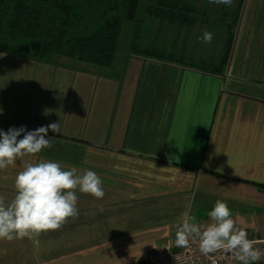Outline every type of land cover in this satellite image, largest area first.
Here are the masks:
<instances>
[{
	"label": "crops",
	"instance_id": "obj_1",
	"mask_svg": "<svg viewBox=\"0 0 264 264\" xmlns=\"http://www.w3.org/2000/svg\"><path fill=\"white\" fill-rule=\"evenodd\" d=\"M229 18L222 63L131 55L109 67L48 70L66 89L41 90L40 109L33 95L18 112L0 96V130L61 127L45 137L51 148L0 170L6 203L17 173L41 159L92 170L105 191L97 199L77 189L79 215L41 233L38 247L0 239V264H166L185 249L174 243L183 214L207 223L218 199L238 227L264 238V0H239Z\"/></svg>",
	"mask_w": 264,
	"mask_h": 264
},
{
	"label": "clouds",
	"instance_id": "obj_2",
	"mask_svg": "<svg viewBox=\"0 0 264 264\" xmlns=\"http://www.w3.org/2000/svg\"><path fill=\"white\" fill-rule=\"evenodd\" d=\"M210 4L231 6L233 0H208ZM198 39L210 44L213 34L204 31ZM49 130L61 133L60 123L53 122L28 131L25 126L0 130V170L15 164L17 158L34 156L42 149L51 148ZM23 134V138L18 139ZM16 194L6 203L0 197V239L13 241L28 238L35 246L41 233L60 229L70 217L79 215L76 207L80 193L101 199L105 191L101 178L92 170L65 168L56 161L39 160L26 163L15 177ZM209 222L201 224L197 217L183 214L176 225L175 246L187 248L199 244L203 254L219 250L231 253L241 264L259 261L261 251L256 241L248 238L247 231L238 227L226 202L216 200L207 213Z\"/></svg>",
	"mask_w": 264,
	"mask_h": 264
},
{
	"label": "trees",
	"instance_id": "obj_3",
	"mask_svg": "<svg viewBox=\"0 0 264 264\" xmlns=\"http://www.w3.org/2000/svg\"><path fill=\"white\" fill-rule=\"evenodd\" d=\"M194 10V4L180 5L178 0H0V52L56 66L78 60L109 67L123 26L131 22L135 25L133 53L174 60L159 44L148 43L142 30H150V18L191 24ZM232 35L227 37V48ZM228 56L225 52L217 61L222 63ZM138 264L152 262L146 258Z\"/></svg>",
	"mask_w": 264,
	"mask_h": 264
},
{
	"label": "rangeland",
	"instance_id": "obj_4",
	"mask_svg": "<svg viewBox=\"0 0 264 264\" xmlns=\"http://www.w3.org/2000/svg\"><path fill=\"white\" fill-rule=\"evenodd\" d=\"M178 1L180 5L187 3L194 4L195 10L192 14L195 18L194 21L191 24H186L181 19L175 20L173 23H168L167 21L159 23V21L150 18L147 20L150 30H142L143 37H146L145 39L150 44H159L157 47H161L167 55L171 53L176 59L179 58L181 60L183 58L184 61L189 59L193 63L206 61L204 67H207L208 63H217V60L223 54L224 48H227V37L230 33H233L232 31L229 32V30L234 28L235 25L232 23V18L229 17L231 13L237 10L239 0H233L231 6L210 4L208 0ZM204 31L213 34V40L210 44H204L198 39V37H202ZM140 38L142 39V37ZM134 40L135 25L131 22H126L120 35L114 62H126L131 55H136L130 48L131 42ZM165 58L170 57L165 56ZM57 67L60 68L62 66L37 62L0 52V96L4 95L7 98L6 108L10 109L13 106L14 111H17L16 108L18 107L20 111H25L21 106L26 105L27 99L33 95L35 99L37 97L36 104L40 109L41 96L39 93L41 90H44L46 87L49 92L53 86V92L59 94L62 89H66L65 84H63V88L61 86V83H66L63 82L61 73L57 72L56 75L49 77L50 81L46 77L48 70L56 71ZM68 67L71 72H79L82 71L81 69H86L87 67H89L88 69H94L95 65L71 60ZM89 73L93 74V72ZM65 80L67 79L65 78ZM19 95H22L21 99L23 102L21 103L18 102ZM246 231L249 239L255 238L253 237V232ZM197 247L196 251H200L199 245ZM220 251L224 252L223 250H219L218 252ZM202 256L207 257L205 254Z\"/></svg>",
	"mask_w": 264,
	"mask_h": 264
},
{
	"label": "built area",
	"instance_id": "obj_5",
	"mask_svg": "<svg viewBox=\"0 0 264 264\" xmlns=\"http://www.w3.org/2000/svg\"><path fill=\"white\" fill-rule=\"evenodd\" d=\"M251 240L256 241L255 248L259 249L262 255L259 261L250 262V264H264V238L255 237ZM198 245V242L190 243L189 247L175 252L166 264H222L225 259L236 260L233 254L222 251L205 254L207 257H203L201 251H196Z\"/></svg>",
	"mask_w": 264,
	"mask_h": 264
}]
</instances>
